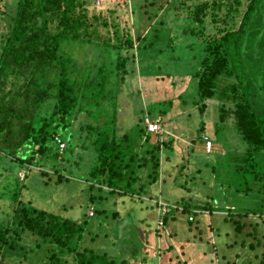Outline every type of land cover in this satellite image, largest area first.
<instances>
[{
	"label": "trees",
	"instance_id": "1",
	"mask_svg": "<svg viewBox=\"0 0 264 264\" xmlns=\"http://www.w3.org/2000/svg\"><path fill=\"white\" fill-rule=\"evenodd\" d=\"M89 1L16 0L11 10L0 9V161L19 163V169L26 170L25 177L34 173L45 187L48 181L65 184L75 182L79 174L89 176L84 181L89 185V204L85 213L80 206L83 220H78L23 201L22 188L27 184L21 186L24 179L20 172L0 169V203L9 201L11 209L0 216V264L25 260L36 264L30 259L31 252H42L37 260H45L43 264H149V254L135 245L120 247L121 251L98 247V235L88 229L90 209L95 208L93 215L109 216L118 204H126L123 209L129 211L131 202L144 201L138 195L145 191L138 185L141 168L147 166L149 157L159 168L161 149L171 148L175 142L170 137L163 140V133L149 131L147 121H156L158 114L165 119L171 107V102H157L150 108L140 107L142 127H136L137 139L143 140L140 157H129L124 150L129 138L127 132L121 133L125 126L119 124L120 99L131 59L137 61L143 78H172L175 69L170 60L190 72L194 84L190 96L199 107L192 143L207 139L213 144L205 148L215 154L214 173L226 164L239 163L234 170L238 184L231 191L261 200L258 207L232 204L226 209L229 218L242 232L246 224L241 219L264 214V1L178 0L182 2L176 14H188L182 18L185 25H179L184 27L182 32L177 30L178 34L171 36L169 15L159 16L156 11L152 17L160 19L161 28L150 25V32L136 40L131 28L122 29L103 11L91 13ZM121 1L128 6V0ZM148 1H132L137 14L134 24H138V5ZM157 2L150 5L155 8ZM209 22L215 25L213 30H209ZM210 32L213 35H208ZM134 95L138 99V94ZM214 100L218 102V120L210 136L205 116ZM75 122L81 126L76 156L81 158L79 163H90L85 173L70 165L67 156L76 152ZM227 130L240 136L242 153L222 154L217 149ZM63 142L68 149L60 147ZM46 164L51 165L53 175L41 169ZM32 166L41 168L35 171ZM106 193L112 196L113 209H103L109 200ZM117 196L122 200L116 201ZM210 200H214L212 195ZM180 207L182 215L193 218L187 219L189 224H194L200 211L214 209L210 203L204 206L197 200L182 199L175 207L169 206L164 225L170 218L176 220ZM122 214L113 211L114 218L122 216L121 221L126 219ZM236 214L240 220L235 219ZM26 237H32L35 246L30 247Z\"/></svg>",
	"mask_w": 264,
	"mask_h": 264
},
{
	"label": "rangeland",
	"instance_id": "2",
	"mask_svg": "<svg viewBox=\"0 0 264 264\" xmlns=\"http://www.w3.org/2000/svg\"><path fill=\"white\" fill-rule=\"evenodd\" d=\"M15 1L0 0V9L11 10L16 3ZM132 1L146 0H128V6L121 0H95V2L90 0L88 8L91 13L103 11L111 22L116 19L122 29L131 28L135 40L139 35L146 36L150 32V25L161 28L160 19L152 17L156 14V11L159 16L169 15L167 19L172 26L169 27L172 30L171 36H175L178 31L182 32L184 29L179 25H185L182 18L188 16V14L186 12L176 14L180 6L179 2L182 1L156 0L158 2L155 8L150 5L154 0L140 3L138 5L137 25L134 24L137 14L133 13L132 6L134 2ZM192 2L190 1V3ZM203 2L212 1H198L199 4ZM147 11L149 12L147 13ZM187 24L189 25L190 22L187 21ZM209 24V30H213L215 25L210 22ZM167 26L165 25L164 28ZM112 31L113 28L111 27ZM208 35H213V33L210 32ZM170 62L172 67L178 70V73H175L174 70L172 78L161 77L158 78L160 80H157L155 77L143 78L137 61L135 63V60H130L131 67L128 66L130 73L125 75L124 93L121 94L120 99L122 110L119 124L125 126V130H122L121 133L127 132L129 138L126 142L124 141V150L129 157L139 158L143 145V140L137 139L139 134L136 129V127H142L141 117L139 116L140 107L146 105L150 108V105L157 102H171V107L165 119L158 114L156 115V121L162 129L163 140H168L170 137L175 139V142L171 148L161 149L159 168L154 166L151 157H149L150 160L147 166L141 168L139 174L141 181L138 182V185H142L145 191L138 193V195H142L145 200L137 199L135 202H131L130 206L127 205L129 211L123 209L126 204L116 205L114 210L123 212L122 215L126 218L122 220L123 222L120 220L122 216L120 218L113 217L114 210L108 212L109 216L105 214L97 216L92 214V212L95 213V208L90 209L87 211L91 216L88 229L93 234L98 235V247L108 251H121L120 247L135 245L140 248L143 254H149V261L147 262L149 264H264V214L259 216L252 214L241 219V223H245L246 227L243 228L242 232H238L236 225L226 212V209L233 207L232 204L239 208L258 207L261 200L252 194L242 196L240 193L231 191L238 184L237 178L234 177V170L239 163L226 164L214 173L212 167L215 164V154L212 153V150L208 152V149L205 148V145L210 147L213 144H210L207 139L204 143H192V139L196 137L194 132H196L195 128L199 121V107L194 105L190 96L194 93L193 79L189 74L190 72L181 70L175 62L171 60ZM134 93L138 94V99ZM217 104L216 100L210 102L206 110L205 120L208 121V135L210 136H213L214 133L213 124L217 123L218 120ZM75 126L74 147L76 152L72 153L73 155L69 153L67 156L70 159V165L79 166L81 172H84L85 170L88 171L90 163H79L81 158L76 156L79 148L78 136L80 135L78 129L81 126H78V122H75ZM225 134L223 141L221 140L218 145L216 144L217 149L222 151V154L232 153L236 150L238 153H242V143L239 142V139L241 140L240 136L228 130ZM60 147L65 149L67 144L63 142ZM80 154L82 153L80 152ZM83 154L87 155L86 152H83ZM167 155L169 156L167 157ZM10 160L0 161V169H9L10 167V170L16 169V172H20V178L24 179L21 186L27 184V187L22 188L21 199L23 201H30L39 209L51 211L65 218H73L74 216L78 220H83L80 206H83V213H85V206L89 204L87 203L89 198L87 188L89 189V185H84V181L89 176L79 174L80 177L76 178L75 182L70 181L65 184H57L55 180H52L48 181L49 186L45 187L42 185L43 183L41 184L38 181V179H41L40 176L34 177L32 176L34 173H31L25 177L27 175L26 170H20L19 163H13ZM136 165L133 163L134 168H136ZM50 166V164H46L42 168L39 166H32V168L36 169L35 171H39L40 168L48 169L49 173L53 175ZM74 171L77 173V167L74 168ZM154 171L157 172L154 174ZM31 176L32 178L28 179ZM11 178L14 183L16 180L15 175L11 174ZM244 181L245 179L242 177L240 184H245ZM104 187L110 191L107 185H104ZM11 190L9 188V191ZM210 195L214 197V200H210ZM105 196L108 199L112 197L107 193ZM182 199L197 200L204 206L210 203L214 209H212L213 211H200V215L194 219V224H189L187 219L190 220L191 218L182 215L183 207H180V213L176 215V220L170 218L167 225L160 226L159 219L162 215L160 204L166 203L175 207L176 202ZM223 199L228 200L229 203H226ZM236 199L239 200V203ZM121 200L122 197L117 196L116 201ZM110 202L111 199L107 200L103 209H113ZM219 208H225V210ZM10 210L9 201L0 203V216H5V213ZM235 219L240 220L237 214ZM102 224L106 225L101 226ZM25 239L30 247L34 245L35 240L32 237H26ZM125 239L130 241L126 242ZM252 245L254 247H251ZM31 254L30 257L33 258L30 259L36 260V264L45 262V260L40 262L37 260L44 255L42 252H31ZM29 263L30 261L26 262V260L22 262V264ZM6 264L17 263L7 261ZM133 264H136V262Z\"/></svg>",
	"mask_w": 264,
	"mask_h": 264
},
{
	"label": "built area",
	"instance_id": "3",
	"mask_svg": "<svg viewBox=\"0 0 264 264\" xmlns=\"http://www.w3.org/2000/svg\"><path fill=\"white\" fill-rule=\"evenodd\" d=\"M149 124V131L150 132H159V133H163L161 130V128L158 126V122L157 121H147ZM63 144V143H62ZM61 144V145H62ZM210 145V144H209ZM63 149V148H62ZM162 207V215L159 219V225L160 226H164V217L165 215L168 213L169 211V205L166 203H161L160 204ZM190 220H193V218H191Z\"/></svg>",
	"mask_w": 264,
	"mask_h": 264
}]
</instances>
